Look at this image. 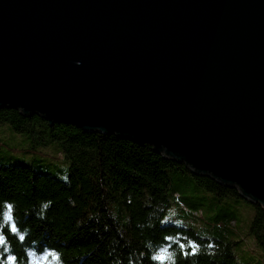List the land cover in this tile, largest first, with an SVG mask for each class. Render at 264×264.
Segmentation results:
<instances>
[{
	"label": "water",
	"instance_id": "obj_1",
	"mask_svg": "<svg viewBox=\"0 0 264 264\" xmlns=\"http://www.w3.org/2000/svg\"><path fill=\"white\" fill-rule=\"evenodd\" d=\"M0 106L149 143L264 207V0H0Z\"/></svg>",
	"mask_w": 264,
	"mask_h": 264
},
{
	"label": "trees",
	"instance_id": "obj_2",
	"mask_svg": "<svg viewBox=\"0 0 264 264\" xmlns=\"http://www.w3.org/2000/svg\"><path fill=\"white\" fill-rule=\"evenodd\" d=\"M0 123L41 144L59 142L70 161L67 180L30 164L0 165V264H239L231 243L164 221L182 198L172 179L189 177L218 199L241 198L237 187L146 142L9 106H0ZM253 204L250 231L264 253V207Z\"/></svg>",
	"mask_w": 264,
	"mask_h": 264
},
{
	"label": "rangeland",
	"instance_id": "obj_3",
	"mask_svg": "<svg viewBox=\"0 0 264 264\" xmlns=\"http://www.w3.org/2000/svg\"><path fill=\"white\" fill-rule=\"evenodd\" d=\"M16 164H30L39 171L67 180L70 161L59 142L41 144L30 135L17 132L10 123H0V165ZM178 178H181L179 174ZM171 187H179L182 198L170 206L165 222L184 224L203 238L231 243L239 264H264V253L250 231L255 216L253 203L244 197L218 199L189 177L184 183L172 179Z\"/></svg>",
	"mask_w": 264,
	"mask_h": 264
}]
</instances>
